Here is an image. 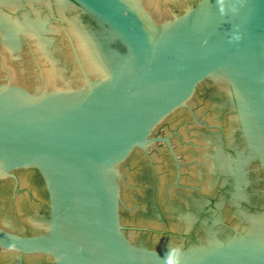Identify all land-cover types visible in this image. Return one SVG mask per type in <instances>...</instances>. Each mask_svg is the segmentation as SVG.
Instances as JSON below:
<instances>
[{
	"label": "water",
	"instance_id": "water-1",
	"mask_svg": "<svg viewBox=\"0 0 264 264\" xmlns=\"http://www.w3.org/2000/svg\"><path fill=\"white\" fill-rule=\"evenodd\" d=\"M261 171L264 0H0L7 264H264Z\"/></svg>",
	"mask_w": 264,
	"mask_h": 264
},
{
	"label": "flooded vegetation",
	"instance_id": "flooded-vegetation-1",
	"mask_svg": "<svg viewBox=\"0 0 264 264\" xmlns=\"http://www.w3.org/2000/svg\"><path fill=\"white\" fill-rule=\"evenodd\" d=\"M252 172V171H251ZM261 173H262V177H264V172L263 171H261ZM262 179V178H261ZM263 183H264V181L263 180H261ZM208 201H210V200H208ZM25 261H26V258L24 259V261H23V264L25 263ZM19 264H20V259H19Z\"/></svg>",
	"mask_w": 264,
	"mask_h": 264
}]
</instances>
